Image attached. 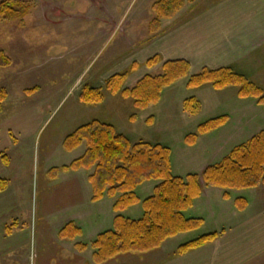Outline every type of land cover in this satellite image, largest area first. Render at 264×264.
<instances>
[{
  "label": "rangeland",
  "instance_id": "1",
  "mask_svg": "<svg viewBox=\"0 0 264 264\" xmlns=\"http://www.w3.org/2000/svg\"><path fill=\"white\" fill-rule=\"evenodd\" d=\"M20 1L28 8L26 14L0 21V53L9 63L0 66V88L7 94L0 111V147L7 157V178L19 200L15 217L4 226L14 250L2 256L0 264H87L91 251L78 250L76 243L87 242L112 227V200L106 196L98 201L90 199L89 171L64 168L84 150L83 144L73 150L62 145L63 138L78 126L97 119L112 124L131 142L166 145L172 173L178 176L201 172L264 129V106L253 98L238 97L235 86L214 89L205 83L188 88L181 78L144 110L135 109L130 98L103 89L109 76L150 56L152 48L145 44L152 38L148 23L156 0ZM195 1L184 3L168 23L202 2ZM252 56L257 57L255 63L260 62L258 67L242 69L241 74L264 89V50ZM160 64H140L128 74L123 88L131 87L145 74L158 73ZM195 72L190 69V73ZM85 83L102 87L101 103L79 101ZM191 97L199 103L193 115L183 105ZM224 114L230 116L226 123L198 135L194 144L184 142L185 135L196 132L198 124ZM24 131L30 133L24 135ZM9 142L17 143L12 146ZM155 183L144 181L136 189L137 195L147 197ZM217 189L207 188L186 211V215L203 219L197 229L170 238L160 250L146 256L120 254L103 264H148L156 253L166 255L201 234L238 227L264 213V184L236 191L248 200L244 211L222 199ZM141 212L139 203L122 215L138 218ZM70 221L76 222L82 234L61 238L59 230ZM243 264H264V254Z\"/></svg>",
  "mask_w": 264,
  "mask_h": 264
},
{
  "label": "trees",
  "instance_id": "2",
  "mask_svg": "<svg viewBox=\"0 0 264 264\" xmlns=\"http://www.w3.org/2000/svg\"><path fill=\"white\" fill-rule=\"evenodd\" d=\"M193 1L195 0H156L151 6L153 17L148 23L149 37L159 33L164 20L174 17L184 3ZM27 10V6L20 0H1L0 21L23 17ZM159 62L161 58L157 55L149 57L143 63L133 62L127 69L109 76L103 89L109 94L130 98L135 109L144 110L160 100L165 88L184 78L188 88L205 83H209L214 89L235 86L238 97L253 98L257 104H264V89L232 67H204L190 73V64L185 59L165 60L161 62L158 73L145 74L131 87L123 88L128 74L140 64L152 67ZM8 64V59L0 53V66ZM6 96L5 88H0V111ZM78 99L87 105L99 104L104 99L102 87L85 83L81 86ZM183 105L191 115L199 110L197 99L192 97L185 99ZM152 118L151 115L147 120L150 122ZM229 119L230 116L224 114L198 124L196 132L185 135L184 142L194 144L198 135L218 128ZM82 144L83 152L64 168L89 171L87 179L90 183V199L98 201L103 196L110 198L115 213L110 229L97 233L87 242L76 243L78 250L91 251L87 264H103L120 254L153 251L168 239L197 229L202 225L203 219L186 215V211L193 207L204 188L221 189L222 199L231 200L234 207L242 211L247 207L248 200L237 195L236 191L264 184V129L246 142L232 147L220 161L207 165L199 173H187L185 176L172 173L168 146L144 140L131 142L107 122L94 119L84 123L66 135L62 142L66 150H73ZM1 159L7 164L6 155L1 154ZM147 180H155L157 183L152 193L141 199L136 189ZM7 184V179L0 178V191ZM139 203L142 208L140 217L129 218L122 215V211ZM5 231L9 234L7 228ZM58 233L61 238L73 239L81 235L82 230L70 221ZM218 234L216 231L201 234L178 245L174 254L182 255L196 249L214 240Z\"/></svg>",
  "mask_w": 264,
  "mask_h": 264
},
{
  "label": "crops",
  "instance_id": "3",
  "mask_svg": "<svg viewBox=\"0 0 264 264\" xmlns=\"http://www.w3.org/2000/svg\"><path fill=\"white\" fill-rule=\"evenodd\" d=\"M172 18L166 19L162 30L147 40L145 45L152 48L148 58L157 55L161 62L185 59L191 71H198L204 66L213 69L230 66L244 73L242 69L254 65L258 67L260 62L255 63L257 57L252 54L264 50V0H202L169 24ZM29 133L24 131V135ZM16 143L9 142L12 146ZM2 152L0 147V178L7 179L8 184L0 191V258L14 250L8 244L11 236L4 226L15 217L19 205L17 193L7 178L9 172L7 164L2 162ZM207 188L203 189L202 194ZM217 190L221 197V189ZM216 232L219 234L211 242L182 255L174 254L175 250L166 255L156 253L148 264H243L264 254V213L238 227ZM164 244L156 250H160ZM144 253L145 256L148 254Z\"/></svg>",
  "mask_w": 264,
  "mask_h": 264
}]
</instances>
